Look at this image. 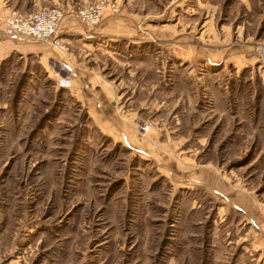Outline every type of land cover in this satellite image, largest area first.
Wrapping results in <instances>:
<instances>
[{"label":"rangeland","instance_id":"obj_1","mask_svg":"<svg viewBox=\"0 0 264 264\" xmlns=\"http://www.w3.org/2000/svg\"><path fill=\"white\" fill-rule=\"evenodd\" d=\"M136 6L139 16L150 10L153 22L167 23L183 35L181 53L189 56L176 60L174 50L180 47L171 42L158 45L151 40L147 48L152 69L162 71L160 78L152 73L151 79L160 82L163 105L145 113L147 119L137 118L134 127L141 139L161 126L172 133L174 141L167 149L153 144L168 158L139 153L98 135L73 98L43 72L39 84L24 94L26 77L19 87L3 82L0 212L49 217V227L54 224L55 231L66 236L62 241L72 243L73 260L86 254L118 264H255V255L239 257V215L236 221L217 217L218 212L223 216V205L206 185L195 184V166L220 165L216 175L233 191H249L264 200V123L259 129L248 117L242 126L236 120L227 130L222 124L195 130V33L213 21L217 30L227 26L233 40L239 32L253 43L248 48L256 61L245 74L247 83L237 100L246 106L243 114L259 103L264 118L257 60V47L264 46V0H139ZM11 10L17 11L7 8L4 24ZM160 50L163 62L155 59ZM141 122L149 125L147 131L139 130ZM202 133L206 137L198 140Z\"/></svg>","mask_w":264,"mask_h":264},{"label":"crops","instance_id":"obj_2","mask_svg":"<svg viewBox=\"0 0 264 264\" xmlns=\"http://www.w3.org/2000/svg\"><path fill=\"white\" fill-rule=\"evenodd\" d=\"M96 1L0 0V85L6 82L12 88L26 77L21 85L24 94L29 86L39 84L40 73L43 72L44 77L57 83L58 88L73 98L83 112L85 123L93 125L98 135L131 146L133 150L139 149V153L168 158L166 153L156 152L153 144L167 149L169 141H174L170 138L172 133L161 126L152 128L148 138L141 139L134 126L137 118L147 119L148 116L143 117L145 113L149 115L163 105L157 90L160 82L153 84L151 79L152 73L159 77L162 72L160 70L158 74V70L152 69L150 61L153 57L147 51L151 40L158 45L171 42V46L181 48L184 36L173 27L169 28L167 23L153 22L150 10L141 16L136 14L139 0H115L120 5L119 13L105 11L93 32L95 39L85 41L82 38L85 28L76 19L75 12L79 7ZM46 7H60L65 14L59 25V37L72 50L65 58L68 66L65 73L58 70V57L45 45L6 37L2 33L7 8L31 14ZM249 7L248 4L245 6L247 10ZM138 10H141L140 6ZM221 30L209 21L201 25L199 34L195 33V130L200 131L199 126L205 127V124H222L227 130L236 120L242 126L248 117L261 129L264 118L259 112V103L257 106L253 104L252 112L245 113L244 110L243 114L242 109L246 106L237 100L241 99L239 94L247 83L245 74L251 71L249 67L256 61L253 50L248 48L253 43L237 31L233 40L227 26ZM260 41L264 42V39ZM180 48L174 50L175 58L184 61L189 56H184L181 53L183 48ZM161 51L155 59L163 62ZM59 74L65 76L66 81H58ZM14 75L17 76L16 81L11 79ZM3 77L6 81L2 80ZM261 78L264 85L263 74ZM6 91L11 93L14 90ZM155 121L162 120L155 118ZM260 134L264 139L263 133ZM205 137L206 134L202 133L198 140ZM220 171V165L210 162L198 164L195 166L198 173L195 184L206 185L219 198L217 201L222 203L220 209L224 214L220 216L218 212L217 217L226 219L231 216L236 221L239 215L240 232L235 240L242 244L239 257L253 258L255 255V264H264V200L249 191H233L216 175ZM48 219L0 212V264H118L88 259L87 252L80 259L73 260L72 243L65 244L62 239L66 236L55 231L54 224L50 228ZM239 264L244 263L240 261Z\"/></svg>","mask_w":264,"mask_h":264},{"label":"built area","instance_id":"obj_3","mask_svg":"<svg viewBox=\"0 0 264 264\" xmlns=\"http://www.w3.org/2000/svg\"><path fill=\"white\" fill-rule=\"evenodd\" d=\"M109 10L113 14L119 13V6L114 0H103L79 7L75 12L76 19L83 25L85 32L82 38L85 41H93L94 30L100 24L103 14ZM65 14L60 7H46L35 13L20 14L11 10L5 19V26L2 31L6 37L29 40L45 45L58 57V70L68 72L65 56L70 53L69 45L62 42L59 37V25ZM258 65L262 69L264 80V46L257 47ZM66 77H62V79ZM149 125L141 122L139 130L147 131Z\"/></svg>","mask_w":264,"mask_h":264}]
</instances>
